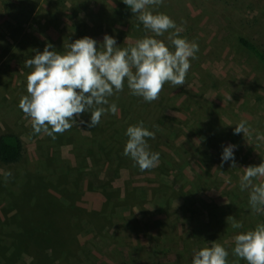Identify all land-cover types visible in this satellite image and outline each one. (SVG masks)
I'll list each match as a JSON object with an SVG mask.
<instances>
[{"label":"rangeland","instance_id":"obj_1","mask_svg":"<svg viewBox=\"0 0 264 264\" xmlns=\"http://www.w3.org/2000/svg\"><path fill=\"white\" fill-rule=\"evenodd\" d=\"M148 10L168 15L180 29L178 38L195 42L199 51L190 58L185 84L167 83L158 100L142 99L134 116L139 119L131 120L155 133V139H146L149 151L159 153L157 167L112 174L106 170L107 161L92 165L87 158L82 164L74 205L90 226L74 232L79 247L76 258L66 264H191L195 252L213 242L228 251V264H246L233 254L234 237L264 223V214L249 205L250 189L240 190L243 168L264 162V68L236 39L244 37L264 49V0H164ZM132 21L141 34L130 32ZM175 31L155 37L122 0H0V135L14 133L24 146L23 163L14 172L34 169L38 143L50 145L60 161L66 159L74 167L76 156L92 146L89 133L78 123L62 134L72 135L74 143L54 146L46 133H33L30 118L18 106L27 95L32 69L24 62L34 56L33 50L54 43L67 51L78 36L61 38L78 32L80 38L98 41V46L105 34L121 48L148 36L174 51L168 37ZM125 88L129 90L126 82ZM116 115L122 119L119 112ZM241 121L249 132L234 135ZM214 128L219 131L212 139ZM166 132H171L168 139ZM229 144L237 146V167L228 162L221 168L223 147ZM253 183H264V178ZM107 189L115 191L117 203L96 232L87 215L97 214L99 219L104 214ZM13 215L0 199V220ZM233 222L243 226L234 229ZM59 232L67 244L61 224ZM29 261L21 254L15 264Z\"/></svg>","mask_w":264,"mask_h":264},{"label":"clouds","instance_id":"obj_2","mask_svg":"<svg viewBox=\"0 0 264 264\" xmlns=\"http://www.w3.org/2000/svg\"><path fill=\"white\" fill-rule=\"evenodd\" d=\"M142 23L145 30L155 37L163 36L170 29L175 33L168 39L174 46L170 50L166 44L153 37H144L134 46L121 48L110 35L103 36V42L85 36L68 45L66 54H60L51 44L43 51L33 50L34 56L27 59L25 67L32 71L27 76V95L19 101V108L31 120L34 134L46 133L52 139L63 134L74 124L96 127L107 112L116 114L117 105L109 98L125 88L131 94L151 103L159 99L164 85L183 86L191 68L190 58L195 59L199 46L184 38H178L180 29L166 14H153L150 7H159L164 0H122ZM108 106V107H104ZM90 113V121L81 119L82 114ZM249 132L245 122L234 128V135ZM128 140L124 156L130 157L140 171L154 169L159 163V153L150 152L146 138L155 139V133L144 127L143 122L129 126L126 130ZM237 146L223 147L221 164L231 162L236 168L234 152ZM240 180V190H248L249 205L253 212L264 214V183L254 184V179L264 178V162L258 166H248ZM12 174L7 172V179ZM227 220L235 221L234 217ZM243 225L233 222L232 227ZM233 254L246 261V264H264V223L254 230L234 237ZM229 253L219 243L213 242L195 252L191 264H228Z\"/></svg>","mask_w":264,"mask_h":264},{"label":"trees","instance_id":"obj_3","mask_svg":"<svg viewBox=\"0 0 264 264\" xmlns=\"http://www.w3.org/2000/svg\"><path fill=\"white\" fill-rule=\"evenodd\" d=\"M129 30L132 34L142 33L134 21L129 23ZM76 34L80 38V34L76 32L64 35L61 39H74L77 38ZM134 36L136 35H131V38ZM236 41L242 50L264 68V49L258 48L244 37L239 36ZM51 45L53 48L50 50H55L60 54H66L68 51H63V47L58 44ZM117 45L119 46V44ZM45 46L43 44L39 51L43 50ZM130 46L132 45L127 47ZM141 100V97L132 95L130 90H123L109 98L110 104L117 105L122 119H117L116 114L107 112L101 117V121L96 127L89 129L86 125L82 126V129L89 133L92 146L91 148L84 147L80 156H76L78 161L76 167L71 166L66 159L60 161L58 154L50 149V145L38 143L36 145L37 161L34 169L28 168L22 172H14L23 163V143L20 137L14 133L0 135V199L6 209L14 210L12 217L4 216V219L0 220L1 264H15L21 254L30 257L27 264H66L76 258L75 250L79 246L74 232L83 229L88 224L90 226V220L82 217L74 205L80 193V168L89 158L92 165H96L102 160L107 161L106 170L112 174L129 168L139 169V166L130 157L124 156L123 152L128 140L126 130L133 125L134 120L139 119L134 116L142 104ZM147 107L148 105H146ZM90 115V113L82 115L83 120L90 121ZM155 121L153 119V123ZM139 123L137 122V124ZM148 128L150 129V127ZM212 131L213 134L210 137L213 139L215 132L217 133L219 129L214 128ZM171 132H166L165 139H168ZM64 138L66 139L64 140ZM47 139L53 141L54 146L76 142L72 135L56 134V139L51 137ZM207 140L209 137L206 138ZM113 163L115 165L111 167ZM162 169H164L163 165L160 167V170ZM7 172H11L12 175L6 179ZM107 190L105 208L108 209L104 208V214L98 216L99 219L97 214L87 215L94 221L93 229L96 232L102 229L105 220H109L111 208L117 203L115 191ZM50 191H53L58 197L51 195ZM60 224L66 232L67 244L59 232Z\"/></svg>","mask_w":264,"mask_h":264}]
</instances>
